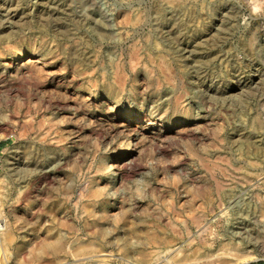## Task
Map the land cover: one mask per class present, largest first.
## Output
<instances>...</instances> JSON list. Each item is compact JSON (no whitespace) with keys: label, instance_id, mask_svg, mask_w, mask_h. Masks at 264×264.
<instances>
[{"label":"rangeland","instance_id":"1","mask_svg":"<svg viewBox=\"0 0 264 264\" xmlns=\"http://www.w3.org/2000/svg\"><path fill=\"white\" fill-rule=\"evenodd\" d=\"M0 133V264H264V0H0Z\"/></svg>","mask_w":264,"mask_h":264},{"label":"bare ground","instance_id":"2","mask_svg":"<svg viewBox=\"0 0 264 264\" xmlns=\"http://www.w3.org/2000/svg\"><path fill=\"white\" fill-rule=\"evenodd\" d=\"M2 226L0 225V245L3 243L2 240V236H5L6 238H9L7 240H12L10 238V235L8 233H6L7 231H5V228H1ZM197 227H199V223L197 224ZM201 228V227H200ZM199 229V228H198ZM132 231V230H131ZM97 233V232H96ZM108 234L107 230H105L104 228H99L98 229V234L97 237L98 239H100L101 241H106V235ZM128 240V239H127ZM63 238H56L52 241H45L41 244V246L39 247L38 251L43 253V254H55L58 250H60L61 247H63ZM125 242V241H124ZM70 246L67 244L66 241V248H69ZM36 253V252H35Z\"/></svg>","mask_w":264,"mask_h":264},{"label":"built area","instance_id":"3","mask_svg":"<svg viewBox=\"0 0 264 264\" xmlns=\"http://www.w3.org/2000/svg\"><path fill=\"white\" fill-rule=\"evenodd\" d=\"M13 140H14V136L12 134H8L5 137H3L2 134L0 133V152L6 147L5 144L7 141H13ZM2 181H3V177L1 176L0 173V184L2 183ZM177 264H190V263H177Z\"/></svg>","mask_w":264,"mask_h":264},{"label":"trees","instance_id":"4","mask_svg":"<svg viewBox=\"0 0 264 264\" xmlns=\"http://www.w3.org/2000/svg\"><path fill=\"white\" fill-rule=\"evenodd\" d=\"M2 144H3V143H2ZM2 144H1V145H2ZM257 264H259V263H257Z\"/></svg>","mask_w":264,"mask_h":264}]
</instances>
